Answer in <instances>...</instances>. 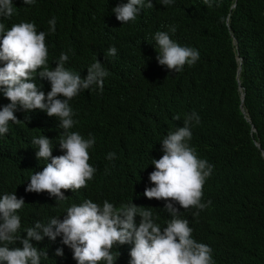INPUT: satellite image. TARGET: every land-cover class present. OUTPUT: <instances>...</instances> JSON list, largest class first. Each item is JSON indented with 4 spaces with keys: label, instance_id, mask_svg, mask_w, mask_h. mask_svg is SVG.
<instances>
[{
    "label": "clouds",
    "instance_id": "obj_1",
    "mask_svg": "<svg viewBox=\"0 0 264 264\" xmlns=\"http://www.w3.org/2000/svg\"><path fill=\"white\" fill-rule=\"evenodd\" d=\"M38 5L0 0V139L19 128L0 193V264H40L47 250L55 264L227 261L219 248L230 236L222 206L205 196L213 166L192 138L199 115H188L162 139L147 171L150 151L140 129L113 115L92 124L79 117L82 109H107L109 73L98 59L85 76L68 70L64 53L52 64L47 33L38 27L48 9L25 16ZM144 6L128 0L113 12L125 24ZM48 23L54 33L55 17ZM155 40L158 63L169 70L199 59L167 32L158 31ZM116 54L112 46L106 55ZM94 85L101 93L87 104L82 95Z\"/></svg>",
    "mask_w": 264,
    "mask_h": 264
},
{
    "label": "trees",
    "instance_id": "obj_2",
    "mask_svg": "<svg viewBox=\"0 0 264 264\" xmlns=\"http://www.w3.org/2000/svg\"><path fill=\"white\" fill-rule=\"evenodd\" d=\"M36 2L37 9H27L25 16L42 12V6L48 9L38 27L47 33L52 64L64 53L68 70L85 76L98 59L109 73L103 86L107 109H82L79 117L92 124L113 115L140 129L150 151L147 171L162 139L183 127L188 115H199V124L192 121V138L213 166L205 196L222 206L230 232L219 245L228 255L221 264H264V0H210L211 7L204 0H173L167 6L152 0V8L144 0L136 19L125 24L113 9L128 0ZM53 17L54 33L48 23ZM158 31L196 49L199 59L179 72L160 65ZM112 46L117 54L106 55ZM240 67L245 103L237 79ZM92 87L96 89L82 95L90 100L87 104L96 103L94 96L101 93ZM175 115L181 119L174 120ZM18 132L12 127L0 139V193ZM46 252L40 264H55L49 261L51 250Z\"/></svg>",
    "mask_w": 264,
    "mask_h": 264
},
{
    "label": "water",
    "instance_id": "obj_3",
    "mask_svg": "<svg viewBox=\"0 0 264 264\" xmlns=\"http://www.w3.org/2000/svg\"><path fill=\"white\" fill-rule=\"evenodd\" d=\"M238 61H239L240 65H242V63H243V58L238 57ZM242 70H243L242 67H240V68H239V71H238L237 79H238V81H239L240 90L242 91V94H243V103H245V100H246V92H245V88L243 87V85H242V81H241V73H242ZM243 111H244L245 115H246L247 117H249L248 112L246 111V109H245L244 107H243ZM248 121H249L251 124H253V122L251 121L250 118H248ZM253 131L256 132V129L254 128ZM256 144H257L258 146L262 147V144H261V143L256 142Z\"/></svg>",
    "mask_w": 264,
    "mask_h": 264
}]
</instances>
